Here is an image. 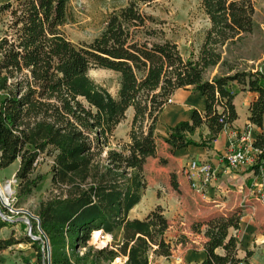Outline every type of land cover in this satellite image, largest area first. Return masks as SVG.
<instances>
[{"label": "trees", "instance_id": "16d2710c", "mask_svg": "<svg viewBox=\"0 0 264 264\" xmlns=\"http://www.w3.org/2000/svg\"><path fill=\"white\" fill-rule=\"evenodd\" d=\"M153 1L128 0L108 14L99 36L84 43L73 42L66 32L71 0H8L0 5L6 18L0 36V169L20 159L16 177L26 194L42 178L32 176L39 157L53 155L52 182L58 189L54 198L41 203V240L27 238L36 249V262L27 259L24 264H113L120 256L127 258L124 264H150L152 253L172 255L166 238L170 222L161 206L144 219L129 213L148 185L143 144L155 137L160 115L179 88L191 86L206 97V107L169 126L170 136L186 145H208L239 117L234 83L248 87L256 94L249 122L260 129L253 143L264 158V65L239 71L223 50L253 32L254 0H202L211 26L196 58H185L163 21L145 11L143 5ZM218 65L235 72L207 78V71ZM92 67L120 75L117 96L90 77ZM130 108V140L114 145L115 130ZM204 125L210 130L205 140L189 137ZM262 167L253 169L264 177V162ZM190 187L203 194L191 181ZM260 198L264 204V187ZM242 209L193 223V232L206 238L200 264L243 262L239 238L231 233L241 228ZM8 225L0 217V233ZM119 228L120 246H89L93 232ZM187 238L184 234L180 242ZM15 243L13 237H0V251Z\"/></svg>", "mask_w": 264, "mask_h": 264}, {"label": "rangeland", "instance_id": "374dc122", "mask_svg": "<svg viewBox=\"0 0 264 264\" xmlns=\"http://www.w3.org/2000/svg\"><path fill=\"white\" fill-rule=\"evenodd\" d=\"M6 1L8 0H0V5ZM127 1L71 0L72 20L66 26L67 35L75 43L93 41L104 30L108 14L125 5ZM254 4L253 32L241 42L228 44L223 48L225 58L239 71L256 70L264 65V0H254ZM143 8L147 13L163 21L167 36L179 45L185 58H196L199 55L206 31L211 26L202 0H154L151 5H143ZM5 20L6 18L0 15V36ZM234 72H228L227 67L218 65L210 68L206 77L212 79L217 75L234 74ZM89 75L114 96L118 95L120 75L117 72L92 67ZM235 84L238 87L241 86L238 83ZM133 116L134 109L130 108L126 113V118L115 130L114 145L130 140ZM186 147L183 139L170 136L167 128L159 129L158 126L155 137L143 144L142 156L145 161L148 185L142 193L140 202L130 211L129 215L132 218L144 219L152 210L161 206L170 222L166 238L172 242L173 246L172 255L169 257L152 253L150 264H186L184 260L179 259L183 257V250L206 241L203 233L193 232V223L218 215L229 216L238 211V208L233 206L216 207L213 201H205L194 193L184 171L185 165L191 158L185 153ZM53 161L54 156L47 153L39 157L32 176L41 175L42 178L38 186L26 194L20 192V180L16 177L20 159L0 169V185L4 190L9 191L8 185L12 181L13 192L9 200L0 199V207L8 216L5 220L10 222V225L2 229L0 237H13L16 241L15 244L0 251V264H24L27 259L33 263L36 262V249L27 238L29 236L34 240H41L42 233L38 226L35 227L36 216L41 203L54 198L58 192L52 182ZM246 167L252 168V165ZM261 184H264V177L258 183V185ZM3 201L8 205L4 206ZM241 208L244 207L241 206ZM241 215V228L231 229V233L239 238L238 256L243 259L240 264H264V206H256L255 209L246 213L241 211ZM94 233L88 244L95 248L105 246L116 248L123 240L121 228L113 233L102 232L99 239H94ZM184 234L188 238L185 242H180ZM41 244L43 246V242ZM84 251L86 248L82 249V252ZM217 251L224 253L221 248ZM126 259L120 256L113 264H124Z\"/></svg>", "mask_w": 264, "mask_h": 264}, {"label": "crops", "instance_id": "0c3cea01", "mask_svg": "<svg viewBox=\"0 0 264 264\" xmlns=\"http://www.w3.org/2000/svg\"><path fill=\"white\" fill-rule=\"evenodd\" d=\"M234 85V88L239 90L234 99L239 117L233 126L223 130L218 138L208 145H187L185 153L191 156L190 160L208 161L217 171L216 179L205 187L203 194H198L202 199L213 201L212 203H215L216 207L233 206L238 208L242 206L244 207L242 211L246 213L255 209L256 206H264L260 198L263 188L258 185L263 177L255 173L254 166L252 168L241 166L235 170L229 169L225 154L241 142L245 132L249 131L251 138L255 140L260 129L249 122L250 104L256 94L250 91L248 87H238L235 83ZM205 107V96L194 92L191 86L179 88L173 95L172 102L165 106L160 115L158 128L168 129L169 126H174L182 120H190L194 109L203 111ZM209 132L208 126L204 125L189 137L201 142L202 139H206ZM205 257L204 243H202L185 248L183 257L179 259L184 260L186 264H200Z\"/></svg>", "mask_w": 264, "mask_h": 264}, {"label": "built area", "instance_id": "2783aa9c", "mask_svg": "<svg viewBox=\"0 0 264 264\" xmlns=\"http://www.w3.org/2000/svg\"><path fill=\"white\" fill-rule=\"evenodd\" d=\"M172 102V98L169 100ZM241 142L229 149L225 154V159L229 169L239 168L241 166L258 165L260 170H263L262 162L264 158L260 159L259 154L262 152L261 149L254 146V140L250 136V132H245L241 138ZM185 172L189 180L192 183V186L202 193L205 187L211 184L212 181L216 179L217 171L216 169L208 162L204 160L192 159L185 166ZM262 188L264 184H261ZM12 181L9 182V191L4 190L3 193H0V199L3 198L9 200V197L12 196ZM3 205L6 206V202L3 201ZM0 217L5 220L8 219V216L5 214V211L0 207Z\"/></svg>", "mask_w": 264, "mask_h": 264}, {"label": "bare ground", "instance_id": "6f19581e", "mask_svg": "<svg viewBox=\"0 0 264 264\" xmlns=\"http://www.w3.org/2000/svg\"><path fill=\"white\" fill-rule=\"evenodd\" d=\"M9 186V185H8ZM4 192V188L0 185V193ZM102 232L98 231L94 233V239H99L101 236Z\"/></svg>", "mask_w": 264, "mask_h": 264}, {"label": "water", "instance_id": "95a60500", "mask_svg": "<svg viewBox=\"0 0 264 264\" xmlns=\"http://www.w3.org/2000/svg\"><path fill=\"white\" fill-rule=\"evenodd\" d=\"M36 218H37L38 223H39L38 227H39V229L41 231V226H40V222H39L38 216H36ZM41 233H42V231H41ZM47 251H48V259H50V246L49 245H47ZM49 264H50V262H49Z\"/></svg>", "mask_w": 264, "mask_h": 264}]
</instances>
